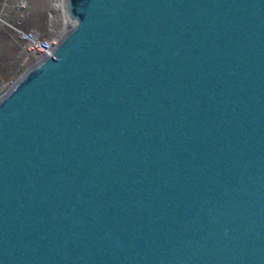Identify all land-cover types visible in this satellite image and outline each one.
Wrapping results in <instances>:
<instances>
[{
	"label": "water",
	"instance_id": "95a60500",
	"mask_svg": "<svg viewBox=\"0 0 264 264\" xmlns=\"http://www.w3.org/2000/svg\"><path fill=\"white\" fill-rule=\"evenodd\" d=\"M0 93V264H264V0H60Z\"/></svg>",
	"mask_w": 264,
	"mask_h": 264
},
{
	"label": "rangeland",
	"instance_id": "374dc122",
	"mask_svg": "<svg viewBox=\"0 0 264 264\" xmlns=\"http://www.w3.org/2000/svg\"><path fill=\"white\" fill-rule=\"evenodd\" d=\"M63 26L60 0H0V93L39 57L33 53L25 59L17 31L55 41Z\"/></svg>",
	"mask_w": 264,
	"mask_h": 264
},
{
	"label": "built area",
	"instance_id": "2783aa9c",
	"mask_svg": "<svg viewBox=\"0 0 264 264\" xmlns=\"http://www.w3.org/2000/svg\"><path fill=\"white\" fill-rule=\"evenodd\" d=\"M17 33L20 39L24 41L25 59H28V55L33 53H37L39 56L46 53L54 43V40L43 39L33 31H17Z\"/></svg>",
	"mask_w": 264,
	"mask_h": 264
},
{
	"label": "bare ground",
	"instance_id": "6f19581e",
	"mask_svg": "<svg viewBox=\"0 0 264 264\" xmlns=\"http://www.w3.org/2000/svg\"><path fill=\"white\" fill-rule=\"evenodd\" d=\"M54 17V16H53Z\"/></svg>",
	"mask_w": 264,
	"mask_h": 264
}]
</instances>
